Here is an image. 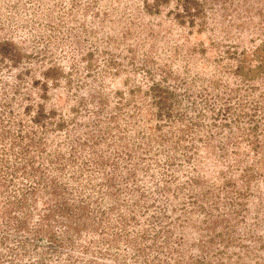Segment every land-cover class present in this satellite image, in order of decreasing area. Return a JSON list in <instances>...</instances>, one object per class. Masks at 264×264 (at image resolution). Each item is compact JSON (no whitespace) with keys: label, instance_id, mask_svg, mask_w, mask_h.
<instances>
[{"label":"rangeland","instance_id":"1","mask_svg":"<svg viewBox=\"0 0 264 264\" xmlns=\"http://www.w3.org/2000/svg\"><path fill=\"white\" fill-rule=\"evenodd\" d=\"M0 264H264V0H0Z\"/></svg>","mask_w":264,"mask_h":264}]
</instances>
